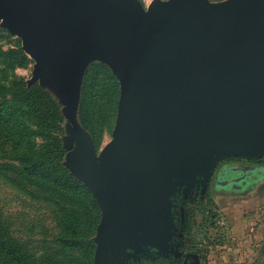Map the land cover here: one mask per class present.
<instances>
[{
	"label": "water",
	"instance_id": "obj_1",
	"mask_svg": "<svg viewBox=\"0 0 264 264\" xmlns=\"http://www.w3.org/2000/svg\"><path fill=\"white\" fill-rule=\"evenodd\" d=\"M1 19L53 72L69 116L88 57L120 81L114 142L97 157L84 139L74 164L103 211L94 264H112V241L154 237L175 177L264 143V0H178L149 12L138 0H0ZM228 173L237 177L224 186L264 179L263 166Z\"/></svg>",
	"mask_w": 264,
	"mask_h": 264
},
{
	"label": "rangeland",
	"instance_id": "obj_2",
	"mask_svg": "<svg viewBox=\"0 0 264 264\" xmlns=\"http://www.w3.org/2000/svg\"><path fill=\"white\" fill-rule=\"evenodd\" d=\"M138 1L149 12L156 3L168 6L178 0ZM235 1L238 0H207L210 5ZM0 32L3 33L0 83L8 85V81L18 79L29 88L38 84L57 99L64 117V132L60 136L65 150L62 165L83 182L76 176L74 167L78 147L88 139L99 157L114 142L120 81L113 73L120 87L117 101L99 64L110 66L100 58L88 57L80 80L75 116L71 117L67 114L66 98L52 84L53 72L49 68L40 69L37 53L29 48L24 37L5 27L3 19ZM13 49H21L30 64L16 66L8 74L2 65L3 52ZM89 70L97 80L94 83L91 79L86 95L92 115L87 130L80 121V109L83 83ZM33 143L42 145L43 141L35 139ZM12 151L8 128L0 123V235L13 240L24 252L20 264H94L103 218L95 194L90 190L98 208L81 193L57 189L44 179L28 176L15 161ZM253 152L256 153L253 156L237 152L215 155L175 177L165 192L159 216L165 224L155 230L154 237L140 232L124 245L110 242L107 252L112 264H144L159 259L170 264H264V179L254 180L251 186L235 195L229 192L215 197L213 186L210 188L213 172L223 160L243 158L264 163V143L255 144ZM72 234L78 235V248L63 246V237Z\"/></svg>",
	"mask_w": 264,
	"mask_h": 264
},
{
	"label": "trees",
	"instance_id": "obj_3",
	"mask_svg": "<svg viewBox=\"0 0 264 264\" xmlns=\"http://www.w3.org/2000/svg\"><path fill=\"white\" fill-rule=\"evenodd\" d=\"M1 37L3 33L0 32ZM3 54L5 60L2 65L8 74L16 66L27 67L30 64L21 49H13ZM99 65L118 101L120 87L116 77L108 66ZM91 79L95 83L97 77H93V72L89 70L83 83V102L80 109V121L87 130L90 129L88 124L92 118L86 96ZM7 84L0 83V123L8 128L15 161L28 176L44 179L57 189L81 193L90 200L93 207L98 208L90 189L62 165L65 150L60 136L64 132V117L57 99L38 84L29 88L18 79L8 81ZM35 139H41L43 144L35 145L33 143ZM76 236L78 235L72 234L63 237L61 240L63 246H79ZM23 258L24 252L13 240L1 233L0 264H12L15 260L20 264ZM144 264H170V262L159 259L154 262L146 261Z\"/></svg>",
	"mask_w": 264,
	"mask_h": 264
},
{
	"label": "flooded vegetation",
	"instance_id": "obj_4",
	"mask_svg": "<svg viewBox=\"0 0 264 264\" xmlns=\"http://www.w3.org/2000/svg\"><path fill=\"white\" fill-rule=\"evenodd\" d=\"M245 167V166H263L261 163H255L252 160H244L243 158H229L226 160H223L219 162L213 172V177L212 179L214 182L210 184V188L213 186L214 192L213 195L215 197L220 196V193H229L231 192L232 194L235 195V193H240L245 190L246 187V182H237L232 184H227V186L222 185L223 183H226V181H232L233 178L237 177V175H233L231 173H228V169L230 167ZM220 179V184L219 187H227L225 189H219L217 188L218 182ZM256 178H253L252 181H254ZM222 185V186H221Z\"/></svg>",
	"mask_w": 264,
	"mask_h": 264
}]
</instances>
